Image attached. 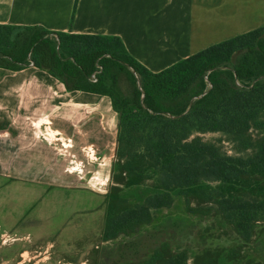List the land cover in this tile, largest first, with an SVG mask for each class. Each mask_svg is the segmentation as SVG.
<instances>
[{
  "label": "trees",
  "instance_id": "1",
  "mask_svg": "<svg viewBox=\"0 0 264 264\" xmlns=\"http://www.w3.org/2000/svg\"><path fill=\"white\" fill-rule=\"evenodd\" d=\"M30 65L67 91L107 96L117 114L118 158L111 171L118 185L106 195L111 215L104 240L125 238L106 264H189L191 253V264H264L237 246L214 247L215 238L190 218L215 209L213 217L242 242L254 243L264 233V133L249 134L264 127V25L152 72L115 35L0 24V68ZM206 132L248 141L253 157L224 155L197 135ZM156 168L165 178L155 193L112 212L120 186L136 184ZM173 191L209 207L197 211L189 200L183 216L155 218L151 210L169 208Z\"/></svg>",
  "mask_w": 264,
  "mask_h": 264
},
{
  "label": "crops",
  "instance_id": "2",
  "mask_svg": "<svg viewBox=\"0 0 264 264\" xmlns=\"http://www.w3.org/2000/svg\"><path fill=\"white\" fill-rule=\"evenodd\" d=\"M0 24L115 35L136 60L159 72L208 46L263 26L264 0H0ZM117 122L107 96L67 91L33 65L17 71L0 68V157L28 158L30 180L40 181L47 172L70 184L66 173L70 171L60 160L63 155L54 152L46 135H62L56 138L62 144H56L71 147V156L81 151L90 157L89 149L111 142ZM13 167L11 171L18 172Z\"/></svg>",
  "mask_w": 264,
  "mask_h": 264
},
{
  "label": "rangeland",
  "instance_id": "3",
  "mask_svg": "<svg viewBox=\"0 0 264 264\" xmlns=\"http://www.w3.org/2000/svg\"><path fill=\"white\" fill-rule=\"evenodd\" d=\"M113 128L111 142L104 147L98 143L94 146L95 152L87 150L90 157L83 156L81 151L77 157H73L70 155L71 147L66 149L61 145L59 148L56 144H62L61 140L56 139L62 135H46L48 140L53 141L54 152L63 155L60 160L64 169L70 171L66 172L70 184L63 183L64 178L62 181L54 179L53 174L47 172L40 181L30 180L31 172L27 168L31 164L28 158L0 157V264L107 263L112 249L125 238L120 234L115 239L104 240L105 223L111 215L106 195L112 192L113 186L118 185L111 171L113 162L118 158L117 134L114 132L115 126ZM43 130L46 134V127ZM258 133H264V127L249 132L252 136ZM197 135L204 142L219 148L224 155L242 158L244 161L253 157L254 150L245 146L248 141L234 140L223 133L206 132ZM65 140L72 144L70 139ZM37 160L35 158V162ZM40 160L47 161L45 158ZM91 162H95V165ZM13 165L18 172L11 171ZM118 173L119 170L115 168L114 174ZM164 178L160 175V169H149L138 183L120 186V200L113 202L112 212L120 213L142 203L148 195L155 193ZM209 184L212 187L219 185L218 182ZM171 196L173 204L169 208L151 210L155 218L183 216L189 200L197 211H206L209 207L207 203L200 204L174 191ZM215 211L213 209L210 215L193 214L190 218L203 235L215 238L214 247L237 246L242 249V255L264 263V233L254 243L242 242L230 225L222 222L219 217H213ZM258 218L262 217L259 215ZM256 238L255 233L253 240ZM192 256L193 253L189 254V264L192 263Z\"/></svg>",
  "mask_w": 264,
  "mask_h": 264
},
{
  "label": "built area",
  "instance_id": "4",
  "mask_svg": "<svg viewBox=\"0 0 264 264\" xmlns=\"http://www.w3.org/2000/svg\"><path fill=\"white\" fill-rule=\"evenodd\" d=\"M92 78H93L94 81H96L95 74L92 75Z\"/></svg>",
  "mask_w": 264,
  "mask_h": 264
}]
</instances>
